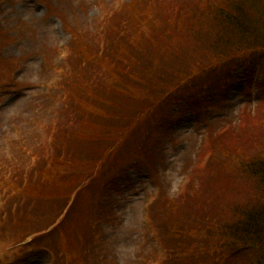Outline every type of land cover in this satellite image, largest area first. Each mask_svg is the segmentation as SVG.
Listing matches in <instances>:
<instances>
[{
	"label": "rangeland",
	"instance_id": "374dc122",
	"mask_svg": "<svg viewBox=\"0 0 264 264\" xmlns=\"http://www.w3.org/2000/svg\"><path fill=\"white\" fill-rule=\"evenodd\" d=\"M146 1L151 3L152 7L157 6L153 7L155 15L159 10L164 11V6H170L172 9L169 16L166 14V17H171L167 18L166 22L159 23L163 19L162 14L156 17L158 27L157 31L153 32L156 35V47L148 50L150 58H162L161 48L164 47L165 37L169 33L172 34L171 37H176L174 33H180L182 41L180 44L185 59L175 60V65L163 63L162 75L169 74L174 67L175 72L187 71V68L192 69L191 65L197 72H208L218 64L215 61L226 60L230 55L238 53L235 49L228 50L219 46L218 53L211 49L214 47L213 39L217 35L213 33V27L217 26V23L212 26L211 14L204 16L207 11H202L201 5L196 4L197 0ZM250 1L258 3V0H244L242 4L248 11ZM133 2L134 0H0V200L2 197L6 203L10 202L5 197L9 193L5 185L13 182L15 178L22 179L21 171L25 166L27 169L32 167L33 161H30L26 152H36V156H39L41 150L43 155L44 150L51 149L52 135L56 148H63L64 138H68L72 144L75 143L74 155L69 154L67 159L68 162L73 160L77 166L75 168L70 164L72 168L64 172L66 175L75 172L68 176V179L78 181L80 174L84 173L80 172L84 167H79L83 162L78 161V157L88 165L92 162V158L88 160L86 157L93 156L95 143H87L84 137L82 142L74 138L77 127L71 124L68 112L63 106L68 103V91L72 93V101L83 98L85 103L87 102L86 105L93 109H98L95 103L108 107L105 108V115L99 112L95 114V125L99 126L104 125L106 121L113 124L115 119L123 122L125 117L130 115L129 108L140 104L129 97L124 100L112 98V88L107 84L110 80L106 74L99 76V71L93 73L99 80L93 84L89 83V88L81 89L80 95V89L67 86L72 83L69 81L72 78L69 71L72 59H69L70 50H80L74 52L73 58L75 54L84 52L82 48L87 46L90 47L91 53H95V40L102 35L99 26H102L100 19L103 14L114 17L106 24L109 27H117L122 16L131 21L137 20L138 9L135 5L132 6ZM156 2L158 3L155 4ZM178 16L181 25L174 21ZM206 27L210 28L207 34L200 32L199 37L193 34ZM168 42L166 40V44ZM169 45L172 48L174 46L170 42ZM78 63L80 61H74V65ZM97 65L103 74L104 71ZM245 66L236 63L221 71L219 77L216 75L215 79L210 80L214 89L215 106H204L202 112L200 104L195 100H190L195 109H187L182 104L172 105L169 112L174 115L175 121L171 123L168 133L164 129L168 139L162 143L160 141L163 148L160 154L159 148L153 154L150 160L151 170L142 166L133 167L128 172L114 177L105 188V195L101 199L104 205L99 210L88 211L84 204L83 213L78 214L75 207L72 212L77 213V216L70 212L64 219L66 223L59 229V233L56 229L49 232L46 226L57 216L61 207L55 203V197L57 193L67 192L66 190L47 189L43 192L44 195L34 193L26 196L24 201L14 199L19 202L18 206H13L17 213L11 216L8 214L4 225L9 228L10 234L0 235V264H163L168 254L160 249L150 219L152 220L156 212L166 227L163 218L167 214L164 207L166 201L178 197L189 175L192 180L188 184V191L190 184L195 187L200 184L194 180L196 172L191 168L194 167L192 163L198 152L202 150L206 123H210L212 141L217 138V132L225 123H231L232 131L236 132L238 124H235V121L243 111H247L246 115L252 116V119L246 120L252 127L250 139L263 133L260 120L264 116L258 115L257 108L264 103L261 97L264 82L258 86L264 75V61L256 62L250 59ZM262 79L264 80V76ZM99 85L102 88L99 89ZM91 96L99 99L102 97L104 102H88ZM62 97L65 102H62ZM126 100L130 104L124 103ZM119 108L121 110H118ZM115 112H118V117ZM60 124L62 128L64 126L70 129L69 137L63 138L61 129L57 128ZM237 133L240 135L239 139L244 142L241 138L244 133ZM89 136L91 132L87 137ZM237 141L239 140L234 139L233 143ZM247 141L246 139L244 142L246 146L249 143ZM233 143L223 141L224 146ZM248 147L253 149L254 145ZM235 153L238 154H234L235 156L241 157L237 150ZM216 169L217 165L213 163L210 170L214 172ZM35 170L31 168L27 171L30 172L29 180L36 179ZM35 184L38 185L39 182ZM159 189L162 191V198L158 202V209L149 211V216L148 207L158 197ZM239 190L237 187L234 195H237ZM36 207L39 212L35 211ZM52 209L55 212L50 214ZM180 210L185 211L184 207ZM23 216L27 219H22ZM75 216L78 218L75 219ZM86 219L94 225L93 232L96 236L88 235L82 229ZM163 224L156 228L159 233H165ZM31 227L37 230L35 235L25 238L26 235L32 234ZM64 234L74 236L69 245L68 242L64 243ZM160 240L162 241L161 238ZM176 243L175 240L172 248L171 242L170 252L177 250ZM53 255L55 261H52ZM204 258L206 262L203 264H215L212 260H217ZM219 258V264H222V258ZM193 262L198 264L197 261Z\"/></svg>",
	"mask_w": 264,
	"mask_h": 264
},
{
	"label": "trees",
	"instance_id": "16d2710c",
	"mask_svg": "<svg viewBox=\"0 0 264 264\" xmlns=\"http://www.w3.org/2000/svg\"><path fill=\"white\" fill-rule=\"evenodd\" d=\"M243 1H196V4L201 5L203 12L207 11L204 16L211 14L212 26L217 23V26L213 27V33L217 35L213 39L214 47L211 49L216 53H218V46L238 51L226 60L215 61L219 65L212 64L214 65L212 69L211 65L208 66L210 71L204 73L197 72L191 65L192 69L187 68V71L179 73L180 71L176 70L175 72L174 67L169 74L162 75L163 63L175 65V60L185 59L180 44L182 42L180 33H174L176 37H171L170 33L165 37L164 47L161 48L163 51L161 59L150 58L148 50L156 47L154 38L156 35L153 33L158 27L156 17L162 14L163 19L159 23L166 22L167 18H171L166 17V14L169 16L170 10L172 11L170 6H164V11L159 10L155 15L153 7L157 6L152 7L146 0H138L137 3L134 0V4L131 5L133 7L135 5L138 9L136 10L137 20L131 21L122 16L118 26H110L111 28L106 24L114 17L103 14V18L100 19L102 26H99L103 37L100 35L95 40V53H91L90 47L87 46L82 48L84 52L75 54L73 58L74 52L80 50L78 48L74 49V52L70 50L71 54L68 56L72 59L69 71L72 78L69 81L72 83L67 86L80 89L78 91L80 95L81 89L89 88V83L93 84L99 80L93 74L99 71V76L106 74L110 80L107 84L112 88V98L124 100L125 97H129L139 101L140 104L133 105V109L129 108L130 115L125 117L123 122L114 118L113 124L106 121L101 127L95 125L94 119L97 116L95 114L99 112L105 115L107 112L105 108L108 109V107H105V104L95 103L98 109H93L90 105H86L87 102L85 103L83 98L72 101V93L68 91V97H66L68 103L63 105L68 115L64 114L71 120V124L77 127V133L74 136L76 140L82 142L84 137L87 143H95L93 156L86 157L88 160L92 158L90 160L92 162L88 165L78 157V161L83 162L79 167H84L80 172L84 173L80 174L78 181H73V178L68 179V176L75 172L70 175L64 172L72 168L70 164L75 168L77 166L73 160L68 162L67 159L69 154L74 155L73 144L75 143L72 144L67 140L68 138H64L71 135L70 129L64 126L62 128V124L58 125L57 128L61 129L64 138L63 148L54 147L52 135L51 149L44 150L43 155L40 150V157L36 156V152L31 154L26 152L30 161H33L31 168L36 169L37 174L34 175L36 179L29 180L30 172L27 171L31 168L27 169L25 166L21 171L22 179L15 178L13 182L5 185L9 190L5 197L10 202L6 203L5 198L1 197L0 235L10 234L9 228L4 225L9 217L8 214L11 216L17 213L13 206H18L19 202L14 199L24 201L26 196L34 195V193L44 195L43 192L47 189L69 191L68 194L67 192L57 193L55 197V203L61 207L59 206L57 216L46 226L49 232L56 229L59 233V229L66 223L64 219L75 207L78 209L75 211L78 214L83 213L84 204L88 211L99 210L104 205L101 199L105 195V188L115 179L114 177L128 172L133 167L142 166L150 169L153 154L158 148L160 154L163 148L161 143L168 139L164 129L168 133L171 123L175 121L174 115L169 112L172 105L182 104L187 109H195L194 104L190 103V100H195L200 104V110L203 112L204 106H215L216 103L213 96L214 89L210 85L211 79H215L216 75L219 77L221 71H225L227 67L236 63H239V66H245L250 59L256 62L264 61V0H258V3L250 1V11L242 4ZM116 20L115 18L114 21ZM174 21L181 25L179 16ZM209 29L206 27L193 34L199 37L200 32L207 34ZM166 40L174 45L173 48L170 47L169 42L166 44ZM74 61H80V63L74 65ZM97 64L104 71L103 74ZM262 77L258 86L264 82ZM100 88L102 86L99 85ZM261 94L264 99L263 85ZM91 100L93 103L104 102L102 97L99 99L91 96L88 102ZM62 102H65L64 98ZM246 113L247 111H243L235 121V124H238L236 132L232 131L231 123H225L217 132V138L212 141L210 123H206L202 150L198 152L192 163L194 167L191 168L193 172H196L194 180L199 181L200 184L196 187L190 184L188 191V184L192 180L189 175L178 197L166 201L164 207L167 214L163 217L166 227L162 223L161 216L158 217L156 212L152 220L151 217L149 218L160 249L168 254L164 262L162 261L163 264H194L193 261L203 264L206 262L204 257L217 259L212 260L215 264H219V257L222 258V264H264V118L259 119L263 133L259 137L257 135L250 139L252 127L246 123V120L252 119V116L250 114L247 116ZM257 113L264 116V103L257 108ZM117 114L118 112H115V116ZM238 131L244 133V136H241L244 142L246 139L249 141L247 146L239 139ZM89 132L91 136L87 137ZM234 139L239 141L233 143ZM223 141L233 144L224 146ZM250 145H254L253 149L248 147ZM236 150L241 154L240 158L234 155ZM213 163L217 165L214 172L210 170ZM37 182H39L38 185L35 184ZM237 187L240 190L237 195H234ZM158 192V197L150 204L148 212L159 206L158 202L162 198L161 189ZM183 207L185 211L180 210ZM38 210L36 207L35 211ZM51 211L50 214L55 212L53 209ZM70 214L77 216V213ZM76 216L75 219L78 218ZM60 218L61 221L56 225ZM22 219L27 218L23 216ZM159 224H163L165 233H159L156 229ZM30 229L33 231L32 234L26 235L25 238L35 235L34 232L37 230L33 227ZM82 229L88 235L96 236L91 221H84ZM64 236V243L68 242L69 245L74 236L66 234ZM172 238L177 241L175 245L177 250L170 252L171 242L172 248L175 243ZM52 261H55V255Z\"/></svg>",
	"mask_w": 264,
	"mask_h": 264
}]
</instances>
